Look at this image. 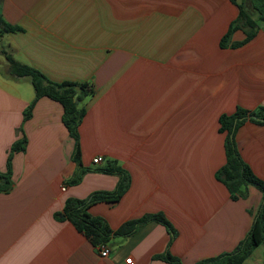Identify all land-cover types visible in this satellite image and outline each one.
Returning a JSON list of instances; mask_svg holds the SVG:
<instances>
[{
	"label": "crops",
	"instance_id": "0c3cea01",
	"mask_svg": "<svg viewBox=\"0 0 264 264\" xmlns=\"http://www.w3.org/2000/svg\"><path fill=\"white\" fill-rule=\"evenodd\" d=\"M239 6L256 35L236 45L246 38L239 26L222 46ZM0 30V171L9 163L12 177L0 191V264H177L158 257L167 251L198 264L241 243L263 192L241 184L233 198L217 173L227 162L220 117L264 106V22L254 0H0ZM6 53L52 82L93 87L79 125L86 171L78 183H68L78 164L62 104L41 97L25 118L35 89L9 73ZM22 138L24 148L11 154ZM234 141L264 181V123L245 120ZM110 161L128 188L88 212L114 230L161 213L172 230L144 223L113 237L102 257L63 211L68 198L116 189L120 175L101 170ZM242 264H264V242Z\"/></svg>",
	"mask_w": 264,
	"mask_h": 264
},
{
	"label": "trees",
	"instance_id": "16d2710c",
	"mask_svg": "<svg viewBox=\"0 0 264 264\" xmlns=\"http://www.w3.org/2000/svg\"><path fill=\"white\" fill-rule=\"evenodd\" d=\"M254 5L260 13V19L264 22V0H254ZM239 19L232 24L230 31L222 38L221 45L225 46L230 34L235 28L245 26L246 38L236 45L244 44L253 39L257 32L256 23L248 17L241 6ZM7 30L18 29V26L8 24L3 21ZM1 32V30H0ZM9 63V73L14 76H27L35 89V98L24 111L25 118L30 117L36 101L41 97H50L59 101L63 106V122L72 137L75 138V149L73 159L78 164L75 175L68 180L69 184H76L81 180L86 168L81 167L80 145H79V125L85 114L84 100L93 94L94 89L89 82H52L36 68L16 61L10 54L6 53ZM250 119L258 123H264V106L255 111L239 109L233 115H222L220 117V130L226 131V153L227 162L218 171L217 177L222 180L232 193V197H237L241 184H254L263 192V199L255 216L252 227L241 243L231 252L223 253L217 257L208 258L198 262V264H242L249 257L256 246L264 242V181L254 174L250 166L244 162L239 154L234 134L236 128L245 120ZM26 139L22 138L12 145L11 154L15 150L24 148ZM102 171L116 173L120 175L119 182L114 191H96L85 199L68 198L64 208V215L73 225L98 246L106 243L113 237H127L133 234L137 228L150 221H157L172 230L171 225L161 213L147 214L137 219L125 221L118 229H112L107 221L98 216H93L88 212V207L100 201L117 202L128 188L129 179L124 170L115 161H110ZM12 185L10 164L6 172L0 171V191H8ZM166 261L182 264L180 259L171 255L168 251L158 256Z\"/></svg>",
	"mask_w": 264,
	"mask_h": 264
},
{
	"label": "built area",
	"instance_id": "2783aa9c",
	"mask_svg": "<svg viewBox=\"0 0 264 264\" xmlns=\"http://www.w3.org/2000/svg\"><path fill=\"white\" fill-rule=\"evenodd\" d=\"M100 160H101L100 157L94 158L93 162L94 163H98ZM65 189H66V185L62 186V190H65ZM97 249H98V252L100 253V255L102 257L108 256L110 254V251H111L110 246L108 244H106V243L99 244L97 246ZM126 261L128 263H131L132 262V258L131 257L130 258H127Z\"/></svg>",
	"mask_w": 264,
	"mask_h": 264
},
{
	"label": "rangeland",
	"instance_id": "374dc122",
	"mask_svg": "<svg viewBox=\"0 0 264 264\" xmlns=\"http://www.w3.org/2000/svg\"><path fill=\"white\" fill-rule=\"evenodd\" d=\"M113 238H111L108 242H107V244L110 246H113L114 245V242H113V240H112Z\"/></svg>",
	"mask_w": 264,
	"mask_h": 264
}]
</instances>
